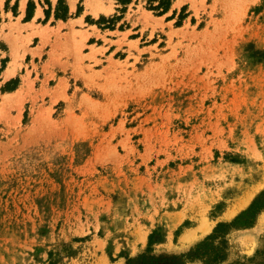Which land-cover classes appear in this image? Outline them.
Returning <instances> with one entry per match:
<instances>
[{"label":"rangeland","instance_id":"374dc122","mask_svg":"<svg viewBox=\"0 0 264 264\" xmlns=\"http://www.w3.org/2000/svg\"><path fill=\"white\" fill-rule=\"evenodd\" d=\"M36 1L0 0V264L184 254L264 192V0H97L88 41ZM258 215L224 264L264 263Z\"/></svg>","mask_w":264,"mask_h":264},{"label":"trees","instance_id":"16d2710c","mask_svg":"<svg viewBox=\"0 0 264 264\" xmlns=\"http://www.w3.org/2000/svg\"><path fill=\"white\" fill-rule=\"evenodd\" d=\"M61 1V0H59ZM171 0H161L163 13H165L170 5ZM47 12L45 15L47 16ZM66 15V14H65ZM57 18V13H55ZM30 15L26 16L29 20ZM64 19V18H63ZM6 60L2 61V68ZM9 85H12L9 87ZM17 85L16 81H10L6 84L5 91H12ZM264 209V192H262L251 205L238 216H236L229 224H218L212 233L191 247L186 253L180 255H156L150 250V246L154 243L160 242V239H155L154 234L150 235L148 239L147 250L137 255L134 258L125 257V264H187L188 262L199 261L201 264H224L227 259V240L226 235L231 229L249 228L253 225L256 216ZM264 250L256 253L257 257H262ZM264 259V257H262ZM255 258L249 262L254 263ZM264 264V263H262Z\"/></svg>","mask_w":264,"mask_h":264},{"label":"crops","instance_id":"0c3cea01","mask_svg":"<svg viewBox=\"0 0 264 264\" xmlns=\"http://www.w3.org/2000/svg\"><path fill=\"white\" fill-rule=\"evenodd\" d=\"M28 0H17L18 6L22 3V6L24 9L26 8ZM42 2V0H40ZM64 1V6L66 8V16L64 19L61 18H56L55 17V11L56 7L58 4V0H48V6L45 4L44 7L40 5L38 1H36V6L34 8V12L32 16L29 18V20L22 19L21 25H50V28L56 29V28H61V32L67 33V31H70L71 26L73 25V29L75 31H83L86 32V41L89 39L97 38L96 32H102V30L98 29L95 25L93 24H88L84 22L83 15L84 16H91V18L98 17L99 15L103 14L102 9L108 10V13L114 12V7L110 6L109 3L107 2H102V4H99L97 0H63ZM43 3V2H42ZM87 4L91 5L89 10L87 9ZM78 7H81V12L77 13ZM44 8L49 11L47 16L45 15ZM96 13V16L94 13ZM25 13L21 14L19 13L17 16L18 18H24ZM40 20L42 22H40ZM80 20L82 24L85 23V25L88 26L87 29H80L76 26H78L80 23ZM37 23V24H36ZM95 28V29H93Z\"/></svg>","mask_w":264,"mask_h":264},{"label":"bare ground","instance_id":"6f19581e","mask_svg":"<svg viewBox=\"0 0 264 264\" xmlns=\"http://www.w3.org/2000/svg\"><path fill=\"white\" fill-rule=\"evenodd\" d=\"M10 73V72H9ZM246 195V194H245ZM250 195L251 194H247L246 196H244L238 203L237 207L236 208H240V207H243L244 204H246L248 198H250ZM232 210H228L226 212V215L228 216L229 213L231 212ZM231 214V213H230ZM257 222L259 224H263L264 223V210L259 213L258 215V218H257ZM197 231L203 235L204 232L206 231V227L204 225H200L196 231L194 232H186L182 235L181 239H180V242L183 243V244H186L187 242H189L190 240H192V238H196V233Z\"/></svg>","mask_w":264,"mask_h":264}]
</instances>
